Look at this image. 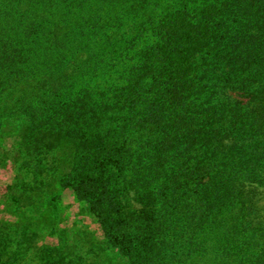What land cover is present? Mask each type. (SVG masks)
Wrapping results in <instances>:
<instances>
[{
	"label": "trees",
	"instance_id": "obj_1",
	"mask_svg": "<svg viewBox=\"0 0 264 264\" xmlns=\"http://www.w3.org/2000/svg\"><path fill=\"white\" fill-rule=\"evenodd\" d=\"M7 133L0 264H264V0H0Z\"/></svg>",
	"mask_w": 264,
	"mask_h": 264
},
{
	"label": "rangeland",
	"instance_id": "obj_2",
	"mask_svg": "<svg viewBox=\"0 0 264 264\" xmlns=\"http://www.w3.org/2000/svg\"><path fill=\"white\" fill-rule=\"evenodd\" d=\"M19 141L15 133H7L0 138V154L3 161L0 163V219H11L13 215L9 208L11 205L3 195L7 197L11 193L12 183L16 177V161L10 156L12 146ZM8 154V155H7ZM264 190V189H263ZM262 203H264V194L262 195ZM55 206H45L48 214L56 213L59 209L57 216L58 230L53 229L41 236L38 239L39 246L43 245H56L61 242L62 238H69L71 242L78 240L80 230L88 229L93 232L97 238L104 239V233L98 217L91 213L87 208V203L81 201L76 191L71 188H62L60 200H57ZM30 213H32L30 211ZM63 233H62V232ZM118 258V257H117Z\"/></svg>",
	"mask_w": 264,
	"mask_h": 264
}]
</instances>
